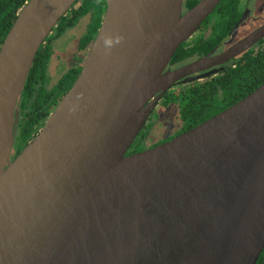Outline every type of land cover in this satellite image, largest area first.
<instances>
[{"label": "water", "instance_id": "95a60500", "mask_svg": "<svg viewBox=\"0 0 264 264\" xmlns=\"http://www.w3.org/2000/svg\"><path fill=\"white\" fill-rule=\"evenodd\" d=\"M79 0H29L0 47V264H257L264 251V83L171 141L130 154L158 101L225 63L167 70L222 0H105L72 88L11 161L40 49ZM193 79L186 80L190 82Z\"/></svg>", "mask_w": 264, "mask_h": 264}, {"label": "trees", "instance_id": "16d2710c", "mask_svg": "<svg viewBox=\"0 0 264 264\" xmlns=\"http://www.w3.org/2000/svg\"><path fill=\"white\" fill-rule=\"evenodd\" d=\"M28 1L0 0V47L17 19L20 10ZM230 1L224 0L221 7L227 3L226 6L228 5L231 9L233 6H231ZM106 8L105 0H79L67 17L60 22L47 43L40 49L19 100L20 123L13 157L18 155L36 137L61 99L72 88L82 70V65L77 60L71 69L58 80L57 84L51 86L50 67L56 55L59 40L79 26L82 21L87 20L85 32L79 39L76 46L77 51L75 52L77 57L86 56L99 32ZM193 56L194 52L190 44L184 43L176 52L172 63H184ZM242 78L254 82L257 80L253 79L251 70L245 71L244 74L230 73L228 79L234 87H237ZM165 96L164 109L171 103H175L177 115L185 123L181 132L190 130L220 113L231 105V101L234 99L229 95L219 94L216 81L191 85L189 88H181L179 91ZM234 97L237 96L234 95ZM222 101L228 105H225ZM218 103L221 106L217 107L216 104ZM146 142L144 137L137 148L138 152L154 148L158 144L147 146ZM130 154L131 152L128 155ZM257 264H264V251Z\"/></svg>", "mask_w": 264, "mask_h": 264}, {"label": "flooded vegetation", "instance_id": "af4514ba", "mask_svg": "<svg viewBox=\"0 0 264 264\" xmlns=\"http://www.w3.org/2000/svg\"><path fill=\"white\" fill-rule=\"evenodd\" d=\"M201 1L202 0H183V14L189 12ZM223 2L224 0L220 2L213 13L186 42L190 44L194 52V56L189 61L184 63H172L171 61L167 70L174 71L203 58L212 59L221 56L229 49L248 38L255 31L264 27V0H231L230 3L232 4L231 6H233L231 9L228 7V5L226 6L227 3L221 7ZM76 51L77 47H75V50L72 53L70 64L62 76H64L71 69L77 60L83 68V64L89 50L86 56L82 58L76 56ZM247 70H251V74L254 77L253 79H257L256 82L242 78L241 83H239L237 87H234L228 79L229 74H244ZM190 79L193 80L190 82H185L186 80ZM214 81H216L219 94L229 95L231 98H234L231 101V105L227 106L225 109L229 108L252 93L253 91L251 90H255L260 87L264 83V37L254 43L250 48L228 60L227 62L211 66L205 71L198 72L182 79L167 94L177 92L181 88H189L191 85H198L201 83L203 84ZM247 81L249 82L247 83ZM165 95L158 101L153 114L158 115L160 111L164 110ZM234 95L237 97H234ZM238 97H240V99L236 100ZM222 102L225 105H228L226 102ZM175 106V103H171L165 109H174V118L177 122H180L181 125L179 126L177 123L174 124L170 119L169 123H171V126H168L167 129L171 132L175 130V133L170 136L166 135L161 140H157L149 145L147 144L148 142H146L147 146H155L157 143H160L159 145H161L186 132H181V129L185 126V123L179 119ZM216 106L219 107L221 104L218 103ZM160 118L161 117L158 116V119ZM146 129L147 128H145V130ZM145 130H143V132ZM143 132L131 149V154L139 153L137 148L140 146L141 141L144 138L145 133ZM158 144L156 146H158ZM13 155L11 161H13L19 154L15 157H13Z\"/></svg>", "mask_w": 264, "mask_h": 264}, {"label": "rangeland", "instance_id": "374dc122", "mask_svg": "<svg viewBox=\"0 0 264 264\" xmlns=\"http://www.w3.org/2000/svg\"><path fill=\"white\" fill-rule=\"evenodd\" d=\"M87 20L82 21L79 26L71 30L66 36H63L57 46V52L51 63L50 67V77H51V86L56 85L58 80L65 73L67 67L70 64L72 53L75 50L76 45L78 44L79 39L85 32V25ZM64 64V65H63ZM175 111L174 109H164L158 113V115L153 114L149 119L145 128H147L143 133L147 144H152L157 140H161L166 135L170 136L175 133L168 131V126H171V121L177 125H181L180 122H177L174 118ZM158 116L161 118L158 119ZM167 129V130H166Z\"/></svg>", "mask_w": 264, "mask_h": 264}]
</instances>
